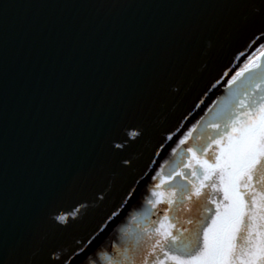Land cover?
Listing matches in <instances>:
<instances>
[{
  "label": "snow or ice",
  "instance_id": "1",
  "mask_svg": "<svg viewBox=\"0 0 264 264\" xmlns=\"http://www.w3.org/2000/svg\"><path fill=\"white\" fill-rule=\"evenodd\" d=\"M19 6L93 15L44 60L18 112L0 4V264H264V0ZM189 79L206 81L205 98L226 90L191 125L204 99L169 107ZM138 193L147 207L121 228Z\"/></svg>",
  "mask_w": 264,
  "mask_h": 264
},
{
  "label": "water",
  "instance_id": "2",
  "mask_svg": "<svg viewBox=\"0 0 264 264\" xmlns=\"http://www.w3.org/2000/svg\"><path fill=\"white\" fill-rule=\"evenodd\" d=\"M27 2H29V0H0V4L10 5L5 15L10 33L15 34L10 38L7 48L6 82L9 108L18 112L23 111V103L25 99L31 95L36 74L40 70L44 60L47 58H55L57 49L60 46L67 49L70 43L67 37L71 33L77 31L82 24L89 23L93 15L90 9L72 7L27 9L19 6ZM34 2L43 5H67L87 3L89 0H34ZM30 15H35L31 29L18 30L21 21ZM254 47H256V45L240 48V51L244 52L245 55L239 57V53H237L238 59L233 61V65L235 66L234 69L241 65L240 63L246 59L247 55L251 53ZM213 51H215V48H213ZM4 80V72L0 69V92L3 90ZM205 84L206 81L201 82L200 80L189 79L186 81V91L184 92L180 105L178 107L170 105V111L175 115H179V113L191 109L193 105L199 102L197 99L198 96L204 99L205 104L211 95L210 94L206 98L201 95L202 91L205 89ZM225 92L226 90L219 94L217 98L223 97ZM202 106L203 105H201L200 109L196 111L195 115L188 121L189 125L195 123L201 117L207 118L205 110L201 112ZM164 154L165 152L157 160L158 170L163 164L162 158L165 157ZM167 163L168 165L164 168L163 174H166L171 164L170 157L167 159ZM141 191H143V188H141ZM136 198L137 199L132 202L138 200H141V202L128 210L127 218L124 220L121 228L126 227V222L130 217L138 216L139 213L144 211L147 207L145 201L139 196V193ZM145 198L146 194L144 199ZM118 233L119 231H117L115 238Z\"/></svg>",
  "mask_w": 264,
  "mask_h": 264
},
{
  "label": "bare ground",
  "instance_id": "3",
  "mask_svg": "<svg viewBox=\"0 0 264 264\" xmlns=\"http://www.w3.org/2000/svg\"><path fill=\"white\" fill-rule=\"evenodd\" d=\"M258 45V44H257ZM255 48V47H254ZM254 48L252 49V51H251V53L249 54V56H252V52H253V50H254ZM248 56V55H247ZM248 56V57H249ZM254 56V55H253ZM252 56V57H253ZM241 64V63H240ZM235 70H238V68H235L234 69V71ZM234 74V73H233ZM225 89H223V87H220V88H217L213 93H211V95H210V98L206 101V103L202 106V110H201V112L202 111H204L205 110V107L206 106H208V105H211L212 104V101H213V99H216L217 97H218V95L219 94H221L223 91H224ZM164 156L165 157H163L162 158V165H161V167L164 169V168H166V165H168V163H167V159H169V153L166 151L165 152V154H164ZM158 170V169H157ZM148 194H146V196H147ZM139 196H140V194H139ZM137 199V198H136ZM136 199H134V200H136ZM133 200V201H134ZM139 201V202H138ZM138 201H136V202H132V205H134V206H137L140 202H141V200H138ZM143 201H145V199H143ZM131 208V207H130ZM120 236V232L118 233V235H117V237H119ZM116 237V238H117Z\"/></svg>",
  "mask_w": 264,
  "mask_h": 264
},
{
  "label": "flooded vegetation",
  "instance_id": "4",
  "mask_svg": "<svg viewBox=\"0 0 264 264\" xmlns=\"http://www.w3.org/2000/svg\"><path fill=\"white\" fill-rule=\"evenodd\" d=\"M262 49H260V46L259 45H256V47L254 48L253 50V54L254 56H258L259 55V52L261 51ZM253 56V55H252ZM243 66V62L241 63V65L239 67H242ZM239 67H238V70H239ZM150 194V193H149ZM149 194L146 196L145 198V204H146V199L149 197ZM134 217V216H132ZM130 217L127 222H126V227L127 229L129 230H132L136 227V221L133 220V218ZM120 237V236H119ZM119 237L115 238V239H112V240H109L107 243L109 244H115L116 240L119 239Z\"/></svg>",
  "mask_w": 264,
  "mask_h": 264
},
{
  "label": "rangeland",
  "instance_id": "5",
  "mask_svg": "<svg viewBox=\"0 0 264 264\" xmlns=\"http://www.w3.org/2000/svg\"><path fill=\"white\" fill-rule=\"evenodd\" d=\"M252 55H254L253 52H252ZM248 56H249V55H248ZM248 56H247L246 59L243 61V64H244V62H245L249 57H252V56H249V57H248ZM149 196H150V194H149ZM114 239H115V238H114ZM111 240H112V239H111ZM107 242H108V241H107ZM107 242H106V243H107Z\"/></svg>",
  "mask_w": 264,
  "mask_h": 264
}]
</instances>
